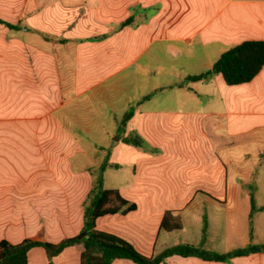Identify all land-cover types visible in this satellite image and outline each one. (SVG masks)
Masks as SVG:
<instances>
[{
	"label": "crops",
	"instance_id": "obj_1",
	"mask_svg": "<svg viewBox=\"0 0 264 264\" xmlns=\"http://www.w3.org/2000/svg\"><path fill=\"white\" fill-rule=\"evenodd\" d=\"M0 20V241L77 234L107 161L103 187L137 208L96 226L142 253L264 243V66L236 85L213 71L228 48L264 40V0H0ZM120 131L143 144L112 143ZM168 210L181 229L161 228ZM83 249L50 260L35 246L29 264H80ZM160 264H264V252Z\"/></svg>",
	"mask_w": 264,
	"mask_h": 264
},
{
	"label": "trees",
	"instance_id": "obj_2",
	"mask_svg": "<svg viewBox=\"0 0 264 264\" xmlns=\"http://www.w3.org/2000/svg\"><path fill=\"white\" fill-rule=\"evenodd\" d=\"M0 22L4 21L0 20ZM6 24L11 28H18V25L15 24ZM263 66L264 40L254 39L242 41L225 50L215 63L214 68L222 75L227 84L236 85L252 80ZM208 74L210 71L190 75L188 78L199 80L207 77ZM132 113V111L125 113L120 122L125 124ZM123 140L126 143L143 144V139L138 134L125 136ZM108 165L109 163L105 161L99 167L95 184L85 202L84 225L77 234L59 242L25 238L14 243L2 239L0 241V264H29L28 253L35 246H43L51 260L66 247L75 244H82L84 247L80 256V264H112L117 258H128L138 264H160L174 254L185 257L195 256L204 260L228 261L236 256L264 252V243L249 244L224 253L189 243H178L157 254L147 255L139 251L133 243L124 237L97 228L98 217L117 212L125 213L137 208V204L125 198L119 189L103 187V172ZM112 165L118 166L117 163ZM161 228L168 231L181 229L180 217L171 210L166 211L161 220Z\"/></svg>",
	"mask_w": 264,
	"mask_h": 264
},
{
	"label": "rangeland",
	"instance_id": "obj_3",
	"mask_svg": "<svg viewBox=\"0 0 264 264\" xmlns=\"http://www.w3.org/2000/svg\"><path fill=\"white\" fill-rule=\"evenodd\" d=\"M94 133H96L97 136H100V137H98L99 140H100V138H104V139H109L110 138L107 134H103V131H94ZM118 135L121 136L122 137V140H123L124 136H123V133L120 131V133H116L115 135H112L111 136V139L110 140L112 141V143L115 142V138ZM123 141H121L120 144L123 145V146H126V143L123 142ZM107 183H110V178L109 177H108Z\"/></svg>",
	"mask_w": 264,
	"mask_h": 264
},
{
	"label": "water",
	"instance_id": "obj_4",
	"mask_svg": "<svg viewBox=\"0 0 264 264\" xmlns=\"http://www.w3.org/2000/svg\"><path fill=\"white\" fill-rule=\"evenodd\" d=\"M213 71L217 72V69L214 68Z\"/></svg>",
	"mask_w": 264,
	"mask_h": 264
}]
</instances>
